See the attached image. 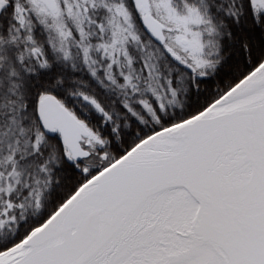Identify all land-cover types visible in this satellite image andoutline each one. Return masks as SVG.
Here are the masks:
<instances>
[{
    "label": "snow or ice",
    "instance_id": "obj_1",
    "mask_svg": "<svg viewBox=\"0 0 264 264\" xmlns=\"http://www.w3.org/2000/svg\"><path fill=\"white\" fill-rule=\"evenodd\" d=\"M0 264H264V0H0Z\"/></svg>",
    "mask_w": 264,
    "mask_h": 264
}]
</instances>
